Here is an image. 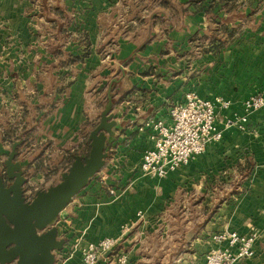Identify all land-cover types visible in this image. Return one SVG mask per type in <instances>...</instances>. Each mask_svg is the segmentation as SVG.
Wrapping results in <instances>:
<instances>
[{
    "label": "crops",
    "instance_id": "0c3cea01",
    "mask_svg": "<svg viewBox=\"0 0 264 264\" xmlns=\"http://www.w3.org/2000/svg\"><path fill=\"white\" fill-rule=\"evenodd\" d=\"M51 4L69 18L50 12L46 0H0V40L9 39L12 47L0 50V96L9 93L17 103L28 95L27 105H42L39 113L33 109V119L24 113L25 121L40 126L31 150L54 146L65 155L83 154L99 120L92 116L104 86L106 94L111 88L116 120L106 141L111 155L97 179L55 221L65 239L55 264H83L86 242L105 237L118 238L117 254L122 252L127 264L201 262L212 248L225 247L212 239L225 229L256 236L254 255L236 264H264V107L248 114L244 131L224 126L227 117L244 113L243 100L264 88V0ZM46 27L54 31L53 40L46 45L42 40L41 46L37 33ZM110 39L116 47L102 50ZM67 57L78 61L58 64ZM66 76L59 107L46 110L56 99L58 77ZM188 90L230 99L229 109L217 111L220 140L164 177L142 175V154L154 142L147 122L170 123L169 107ZM124 225L130 227L123 232ZM112 252L95 264H118Z\"/></svg>",
    "mask_w": 264,
    "mask_h": 264
},
{
    "label": "water",
    "instance_id": "95a60500",
    "mask_svg": "<svg viewBox=\"0 0 264 264\" xmlns=\"http://www.w3.org/2000/svg\"><path fill=\"white\" fill-rule=\"evenodd\" d=\"M110 91L97 124L88 134V153L75 154L57 183L35 190L31 197L26 195L22 163L16 159L20 141L12 143L4 169H0V264H55V251L65 244L55 221L109 155L106 141L116 126Z\"/></svg>",
    "mask_w": 264,
    "mask_h": 264
},
{
    "label": "built area",
    "instance_id": "2783aa9c",
    "mask_svg": "<svg viewBox=\"0 0 264 264\" xmlns=\"http://www.w3.org/2000/svg\"><path fill=\"white\" fill-rule=\"evenodd\" d=\"M230 105V99L220 95L208 98L193 90L186 91L181 101L169 107L170 123L160 118H151L147 122L154 132V142L153 147L142 154L140 173L164 177L168 172L202 155L209 143L220 140L222 136V129L216 121L217 111L227 110ZM242 105L244 113L227 117L224 126L246 130L248 114L264 107V88L243 100ZM109 192L115 193L112 188ZM129 227L124 225L122 231H127ZM212 239L218 244L225 243V247L212 248L201 262L189 264H236L238 260L254 255L255 234L225 229L214 233ZM117 242L118 238L113 237L86 242L81 250L83 264H95L100 256L113 250ZM116 260L118 264H127L124 254L118 253Z\"/></svg>",
    "mask_w": 264,
    "mask_h": 264
},
{
    "label": "rangeland",
    "instance_id": "374dc122",
    "mask_svg": "<svg viewBox=\"0 0 264 264\" xmlns=\"http://www.w3.org/2000/svg\"><path fill=\"white\" fill-rule=\"evenodd\" d=\"M34 1L36 4L41 3V0L40 1L34 0ZM46 1L50 5L49 6L50 12L57 10L61 18L65 17V20L69 18L68 13L64 9H60V7L56 8L55 5L51 4L52 2H54V0H46ZM173 2L172 3L165 2V5H168L171 8H175ZM177 9L179 10V8ZM119 19L122 20L121 17H119ZM46 28L47 30H44L45 32H42V35L41 33L40 34L37 33V39L39 40V42L41 41L40 44L41 46H42V40L45 45L47 44L46 43L47 39L50 42L51 40H53L50 37L54 36L53 33L54 31L52 29H49V27ZM62 28L61 31L63 30ZM211 36H213V33H211ZM115 47H116V40L110 39L108 42L102 44L101 49L106 51L108 49H112ZM55 48L56 47L54 46V49ZM11 49L12 47L9 39L6 38V39H2V41L0 40V50H11ZM76 61L78 60L67 57L62 60L60 59L58 64L63 66L67 62L74 63ZM69 79H70L69 76L60 79L58 77V81L56 82L57 85L55 86V91L52 92L53 94H55L56 99L55 100L53 99L51 103L46 104L48 106L46 110L52 109L50 111L54 112L59 107L62 99L64 98L63 95L65 94L66 87L68 86L69 83ZM60 84L62 85L60 86ZM105 90L106 89L104 86L99 97L97 111L95 115L92 116L94 117L93 121L99 118L100 112L103 110L104 106L107 103L108 94H106ZM56 93H58L59 96L56 95ZM55 96H53V98ZM0 99H3L0 100V169L1 170L4 169L3 162L12 148V143L16 140H19L20 145L18 146H22V147L21 148L20 147L18 148V146L16 147V150L18 151V154L16 155V159L22 163L24 175L27 177V182L25 184L26 194L28 195V197H31L34 194L35 190L40 188H46L50 185L57 183L60 180L61 172L65 171L70 165L71 161L73 160L72 153L69 155L67 154L65 155L64 150L61 151L60 148L54 146H52L50 150L46 149V147L45 148L42 147V150L41 149L31 150L32 146L30 145V143L33 141L32 137H34L36 131L37 133H41L40 130H38L40 126L37 123L33 124L31 122L28 123V121H25L24 113H27L29 111L31 113L30 119H33L32 118V115L34 113L33 109L34 110L36 109V111H38L39 113L41 112L40 109L42 108V105L32 107L30 106L31 102H29L27 105V100L30 101L28 95H21L20 99L16 103L15 101L11 100L9 93L2 92ZM21 102L25 104H22ZM26 105L27 107L29 106V108H27ZM88 124L86 123L87 126L84 127L85 130L88 129ZM88 151H89V142L84 143V146L81 147L80 152L83 153L81 155H86ZM107 152L109 153L108 156H110L111 151L107 150ZM26 160L27 162H25ZM37 173L40 174L39 177L36 176ZM96 179H97L96 177L94 178L91 177L89 182L91 180L95 181ZM87 185L84 188H86ZM116 247L112 250L113 251L112 254H114L117 257ZM119 254H122V252Z\"/></svg>",
    "mask_w": 264,
    "mask_h": 264
},
{
    "label": "trees",
    "instance_id": "16d2710c",
    "mask_svg": "<svg viewBox=\"0 0 264 264\" xmlns=\"http://www.w3.org/2000/svg\"><path fill=\"white\" fill-rule=\"evenodd\" d=\"M227 34L229 35V34H231V31L230 32H227ZM111 93V92H110ZM112 95V94H111ZM74 155H75V153H72V157L74 158Z\"/></svg>",
    "mask_w": 264,
    "mask_h": 264
},
{
    "label": "flooded vegetation",
    "instance_id": "af4514ba",
    "mask_svg": "<svg viewBox=\"0 0 264 264\" xmlns=\"http://www.w3.org/2000/svg\"><path fill=\"white\" fill-rule=\"evenodd\" d=\"M5 182H6V184H8L9 183V180L5 179Z\"/></svg>",
    "mask_w": 264,
    "mask_h": 264
}]
</instances>
